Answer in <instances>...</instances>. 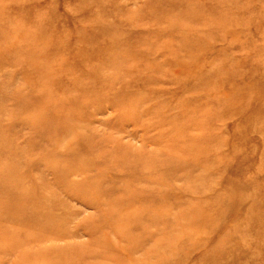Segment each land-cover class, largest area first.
Here are the masks:
<instances>
[{
    "label": "rangeland",
    "instance_id": "1",
    "mask_svg": "<svg viewBox=\"0 0 264 264\" xmlns=\"http://www.w3.org/2000/svg\"><path fill=\"white\" fill-rule=\"evenodd\" d=\"M146 263L264 264V0H0V264Z\"/></svg>",
    "mask_w": 264,
    "mask_h": 264
},
{
    "label": "bare ground",
    "instance_id": "2",
    "mask_svg": "<svg viewBox=\"0 0 264 264\" xmlns=\"http://www.w3.org/2000/svg\"><path fill=\"white\" fill-rule=\"evenodd\" d=\"M6 16V15H5ZM8 19H9V17H8ZM10 20V19H9ZM57 171H59V170H57ZM56 171V172H57ZM81 185V184H80ZM96 189V188H95ZM94 189V190H95ZM138 193L137 194H134V193H132V192H130L131 193V195L133 196L132 197V199L133 200H135V201H138V200H142L141 199V197L142 198H145L146 199V201H149L152 197H153V195H152V193H150L149 191H146V190H139V191H137ZM34 194L35 195H38L39 196V198L42 200V202H44V205H42L41 207H43V208H45V209H47L48 207H50V206H52L54 203H53V200H51L49 197H52V196H50V195H46L47 197H44L43 196V194H38L37 192H34ZM41 195L43 196V198L41 197ZM138 199V200H137ZM143 205L145 204H147V202H143L142 203ZM151 205V204H150ZM55 209H59V206H57V207H55V208H53L52 209V211L54 212V210ZM161 211V207H156V209H153V208H149V210H147V213H153L156 217L155 218H160L161 217V214L159 213ZM48 214H49V216L50 215H52L51 213H50V211L48 212ZM129 250V249H128ZM148 259V258H147ZM148 261V260H147ZM155 261V260H154ZM148 263H149V261H148ZM147 264V263H146ZM153 264V263H152ZM155 264V263H154Z\"/></svg>",
    "mask_w": 264,
    "mask_h": 264
}]
</instances>
